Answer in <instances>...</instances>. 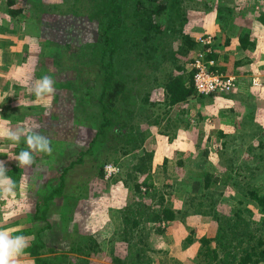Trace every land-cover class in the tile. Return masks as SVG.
<instances>
[{
  "label": "rangeland",
  "instance_id": "rangeland-1",
  "mask_svg": "<svg viewBox=\"0 0 264 264\" xmlns=\"http://www.w3.org/2000/svg\"><path fill=\"white\" fill-rule=\"evenodd\" d=\"M9 1L0 0V52H2L0 54V117L8 119V126L13 129L23 128L25 132L35 130L48 137L53 152L50 155L33 152L34 161L30 166H18V162L9 157H14L27 148L23 137L19 144L0 138V160L5 162L6 168L10 169L17 179L11 194L0 197V227L7 229L11 234L30 228L35 232V236L25 235L30 245L37 239L38 233L35 230L45 225V218L50 220L51 226L43 227L39 235L52 226L56 230L61 223H64L67 236L76 232V224L82 232L91 233L99 240H105L104 244L90 257L68 249L67 246L65 249L43 250L41 254L48 256L49 264L58 262H60L58 264H123L121 255L124 256L126 252V244L122 240L115 239L113 230L121 223L117 210L137 198L134 181L123 183L124 171L130 167L134 159L133 154L136 152L131 151L127 156L123 155L119 146L124 142L116 143L111 130L110 147H105L100 142L90 145L89 142L95 132L101 108L98 101L101 80L100 75L97 74L100 69L102 70L98 43L100 34L98 13L96 12L94 16L95 10L91 0ZM244 1L183 0L186 19L183 30L194 38L199 33L210 32L214 34V39H217L218 43H221L222 39L226 43L231 37L235 39L232 45L237 44L243 31L256 32L252 35L254 40L248 39L251 42L246 46L249 48L247 51H254L256 50L254 48H258L255 42L261 39L263 47L252 54H260L262 61L258 68L264 73V22L260 20V16L264 13V0H251L248 3ZM19 7L22 9L20 12H12ZM212 20L217 27L212 23L207 29L205 26ZM227 26L229 30L225 32ZM166 42L176 48L175 55L179 57L178 61L174 62L173 56L168 52L165 58L160 59L158 65L155 66L152 62L145 71L156 73L159 79H165L169 72L188 74L191 70L190 56L201 48L200 44L198 43V46L195 44L185 52L187 46L178 33L174 37H169ZM122 48L113 56L114 69H117V76L122 75L127 78L131 74L129 71H136V67L141 65L139 62L137 66L135 62L131 63L121 52ZM230 49L232 53L244 56L240 53V49ZM253 57L251 56V59ZM184 58V67L178 69L176 64ZM231 69H234V72L227 73L235 75L236 81L238 78L240 80L244 76L245 78L249 76L243 74V71L248 69L246 67L233 65ZM44 75L53 77L59 84L66 82V85L59 87L55 83L53 95L37 99L31 92V85ZM149 79L151 78L144 77L145 86L139 90L131 104L133 115L129 118L130 121L147 133L144 144L137 150H141L142 147L152 149L156 160H161L162 157L169 160L165 173L159 170L162 165L159 163L156 168L161 174L153 171L150 180H155L156 184L161 183L162 180L164 183H169L165 182L168 179L176 181L178 184L175 187V194L172 193V198L182 206L192 183V178L184 175L187 167L198 164L199 168L209 171L213 168L220 172L228 165L223 157L233 156V169L239 170L246 160L244 157L249 156L248 149L244 147L245 144L235 147L234 151L231 147L227 149L223 147L222 140L228 136L218 135L215 132L218 124L214 116L216 109H210L208 98H204V95L208 94L196 91V96L168 106L164 100L166 98L164 87L157 85L151 87ZM184 80L186 81V77ZM149 86V96L145 101L146 90L143 89ZM128 102L130 103L129 99ZM117 103V107H121L120 101ZM149 110L154 111L150 119L147 115L150 113ZM156 114L159 115L157 123L151 124L150 120ZM228 115L234 116L233 113ZM257 124L264 129V116L260 115ZM253 126L245 130L220 131L234 137L233 143L236 144L241 142L242 137H245V140L250 138L254 144L260 143V133L253 134L251 130ZM205 148L207 153L203 151ZM77 157H81L80 160L76 161ZM178 158H190L188 165L177 164ZM106 163H112L118 167V170L106 176L104 167ZM102 164L104 173L100 176L98 170ZM151 164L153 168V161ZM244 171L242 170L241 173L245 175L247 172ZM59 172L63 173L62 193L72 192L79 194L80 197L74 204H70L69 209L66 207L64 209L59 206L63 200L62 196L55 195L52 197L54 204L49 206L45 218H34V212L42 207V204L39 206L37 204L42 200V195L49 186L59 183ZM144 175V172H139L135 176L141 185V195L144 193L142 188L145 189L147 186V182L142 181ZM8 176L11 178V175ZM214 176L217 177V174ZM244 177L242 174L237 176L240 180ZM238 184L241 186V183ZM238 184L226 183L225 186L219 187L224 192L223 199L217 203L220 212L232 214L235 200L233 196L239 193H237ZM246 201L253 210V216L259 217L261 214L257 202L251 198H246ZM194 213L188 212L185 215L179 213V215L184 219L186 215ZM195 215H199L197 216L199 219L195 220L198 227L209 224H201V218L205 217H208L207 220L211 223H216L217 227V220L212 215L199 213ZM168 222L162 220L159 227L157 222L144 220L140 232L143 235L140 241H135L137 246L133 249V254L140 251L144 262L146 257H149L155 264L157 262L167 264L169 260L165 259L166 256L161 254V250L151 245L149 235L159 240L167 232ZM202 229L199 228V231L196 229L197 236ZM56 231L57 236L62 234V230ZM190 232L191 230L187 231ZM47 233L46 231L45 236ZM41 238L44 240V237ZM45 239L48 241V237ZM161 256L164 258L163 261ZM17 261L18 264H35L33 256L26 250ZM180 262L200 264L192 257Z\"/></svg>",
  "mask_w": 264,
  "mask_h": 264
},
{
  "label": "trees",
  "instance_id": "trees-1",
  "mask_svg": "<svg viewBox=\"0 0 264 264\" xmlns=\"http://www.w3.org/2000/svg\"><path fill=\"white\" fill-rule=\"evenodd\" d=\"M182 1L91 0L95 10L94 16L97 12L100 25L98 43L102 70L100 69L97 72L101 80V89L98 96L101 107L100 117L89 142L90 145L100 142L105 147H110L112 145L109 136L111 130L116 143L124 142L119 146L123 155L127 156L131 151L136 152L133 154L134 159L130 167L124 171L123 183L134 181L137 198L132 203L117 210L120 214L119 220L121 223L117 224L113 230L115 239L117 241L122 240L126 244V252L124 256L121 255L122 260L120 259L123 264H152L149 257H146L145 262L143 261V255L140 251L133 254V249L137 246L135 241H140L143 235L140 233L142 230L141 224L144 220H150L157 222V226L160 227L162 220L169 221L176 215L175 209L171 207V201L169 200L173 183H164L162 180L161 183L156 184L154 179V181L150 180L154 174L151 168L153 150L144 147L137 150L138 147L144 144L147 133L134 126L129 118L133 115L132 100L138 95L139 90L145 86L144 77L151 78L149 79L151 87L155 85L164 87L166 94L164 100L168 106L196 96L192 81V70L188 71V74H184L186 81L181 73L169 72L165 79H159L156 73L145 71V68L152 62L155 66L158 65L160 59L165 58L168 52L173 56L174 62L178 61L179 57L175 55L176 48L166 42L169 37H174L176 33L182 37L183 43L187 46L185 52H188V49L195 44L198 46L196 38L191 37L190 33L183 30L186 19ZM21 10L19 7L12 10V12L18 13ZM260 20L264 22V13L260 16ZM248 36L249 32L246 30L240 35L241 47L251 42L247 40ZM120 48H122L123 55L131 63L135 62V66H137L139 62V65L142 66L136 67V71H129L131 74L127 78L122 75L117 76V69H114L113 56ZM117 59L121 60V58ZM184 61L183 59L176 64V67L182 69ZM54 81L59 87L66 85V82L59 84L57 80ZM150 86L143 89L146 90L145 101L148 99ZM119 101L121 107H117ZM148 112H150L147 113L150 119L151 113L154 111L149 110ZM158 117L159 115L156 114L152 117L150 123H157ZM258 132L261 138L260 143L254 144L250 138L245 140V137H242L241 142L236 144L233 143L235 138L228 135L229 133L217 131L218 135L228 136V138L222 140V145L226 149L231 147L234 151L235 147L243 144H245L244 147H247L249 156L244 157L246 160L242 163V168L239 169L241 171L245 170L244 172H247L245 175L241 171L233 169V156L223 157L228 165L225 170L220 172L213 168L210 171L199 168L198 164L197 167L195 165L187 167V171L184 172V175L192 178V183L182 208L176 210L177 214L182 213V215H185L188 212L210 214L217 220L215 234L210 237L203 235L199 238L197 260L200 264H264V129L257 124L252 129V133L257 134ZM203 151L207 153L206 148ZM80 158L77 157L76 161ZM190 158H178L177 164L187 163L188 165ZM167 164L168 160L165 158L163 161L164 167L159 170L167 169ZM7 170V174L11 175V179L15 182L16 177L12 175L10 169ZM215 171L217 173H214ZM139 172H144L145 175L142 181L147 182L143 195L140 194L142 192L141 185L135 179L136 174ZM103 173L102 164L98 174L103 176ZM216 174L217 177L214 176ZM240 174L245 176L241 180L237 178ZM62 177L63 173L59 172V183L55 186H49L42 195V200L37 203L38 206L42 204V207L41 209L37 208L38 211L34 212V218H45L49 206L54 204L52 197L55 195L62 196L63 200L59 206L64 209L65 207L69 209L70 204H74L78 200L79 194L62 193ZM225 182L233 185L241 183V186L237 185L239 187L237 189L238 195L233 196L235 200L233 201L232 214L222 213L217 209V203L223 199L224 193L223 189H219V187L225 186ZM78 189L80 188L78 187ZM246 198L254 199L257 202L261 214L259 217L255 218L253 216V210L247 205ZM156 203L159 204V207H154ZM45 220V225H41L35 230L38 233L36 241L25 249L33 256L35 264H49L48 256L41 254L43 250L65 249V246L61 247L55 240L45 242L41 238L39 231L43 227L51 226L50 220L48 218H45ZM76 234L78 237L72 236L69 238L67 248L87 257L93 256L105 241L81 230H77ZM191 239L192 237L187 236V241Z\"/></svg>",
  "mask_w": 264,
  "mask_h": 264
},
{
  "label": "crops",
  "instance_id": "crops-1",
  "mask_svg": "<svg viewBox=\"0 0 264 264\" xmlns=\"http://www.w3.org/2000/svg\"><path fill=\"white\" fill-rule=\"evenodd\" d=\"M213 20L208 21L207 25L205 26L207 29H209L212 23L215 24L213 26L217 27L216 23L213 22ZM227 30H229L228 26L225 29V32ZM255 33L256 32H250L248 39L254 40L252 35H255ZM262 34H259V36ZM234 40H235L234 38L231 39L230 37V39H227L226 43L225 41H223V39L221 43L220 42L218 43L217 39H214L213 51L211 55L215 58V64L211 65L210 68L223 72H230L234 70L231 69L233 65L234 67H240V68L246 67L248 69L243 71V74H247L249 76L246 78L244 76L240 80L238 78L236 87L234 88V90L228 93L224 92V93H215V94L212 93V94L204 95V98L205 97L208 98L207 101L211 106L210 109H216V112H214V116L215 118H217L216 120L218 124L215 132H217L218 130H222L223 132H229L235 130L238 131L239 129L245 130L247 129V127L253 126L255 124L252 128L254 129L256 127V123L259 122L260 115L264 116V73H261L263 72V70L258 68L260 62L262 61L261 60L262 58H260L261 56L258 53H254V55L252 54L257 49L263 47V42L260 39V41L255 42L256 46H258V48H254L256 50L247 51L249 50L248 46L246 47L239 46L241 43L240 41L241 38H239L238 40L239 42L237 41V44L233 43L234 45H232V42ZM230 48L240 49L239 50L240 53L244 54V56L238 53H234V52L232 53ZM0 54H2V52H0ZM251 56L254 57L251 59ZM255 75H257L258 79L260 80L261 82L260 85L252 84L251 78ZM206 111L208 112V109H206ZM228 113H233L234 116L228 115ZM164 159L165 157H162L161 160L159 159L156 160L155 157H153L152 161L154 167L152 168V171H156L159 173L158 168L156 167H158L159 163L162 164L161 167H164L163 166ZM162 170L165 173L166 169H162ZM165 182L173 183L172 190L169 194V200L171 201V207L175 209L176 215L174 218L169 220L167 225V232L164 235H162L159 240L149 235V241L153 247H155L157 250H161V254L166 256L165 259L169 260L167 264H179V263L184 264L187 261L180 262V260L183 261L184 259H188L189 257L194 258V260L197 263H199L197 260V250L200 243L199 238L203 236V234L205 236H213L216 231V223H211L210 220H207L208 217H205V218H201V224L203 225L206 223L209 224L205 225L204 227H198L197 226L198 223H195V220L199 219V217H197L199 215L196 216L195 213L186 215V217L182 219V217L179 214H177L176 211L180 207L182 208V206L180 203L179 204L176 203V201H174L172 198V193L175 194L176 192L175 187L177 186L176 184L178 183H176V181H173L171 179L165 180ZM180 182L183 184L182 181ZM142 190L145 191V189L143 188ZM154 207H159V204L156 203ZM186 226H189V228H187ZM52 227L47 230L46 229L43 230L45 232H42L40 235L41 237H44L45 242H47L45 237H48V241L55 240V242L61 247L63 246L66 247L68 246L69 238H71L72 236L78 237L76 232L66 236L65 235L66 228L64 223H61L59 225L60 228L59 227L56 228V230L58 231L62 230L61 231L62 234L58 236L56 235L57 231ZM75 227H76V231L77 230L79 231V227L76 224ZM199 228H203V229L201 230L200 235L197 236L196 231L197 230L199 231ZM188 230H191V232L187 233ZM46 231L48 233L45 236ZM32 232L34 231H31V229L28 228V229H21L17 233H12V234L13 235L22 234L24 236L31 234L32 236H35V232L34 235ZM187 236L192 237V239L190 241H187ZM163 259L164 258L162 257V261ZM158 263L159 262H157V264ZM152 264H155L154 261L152 262ZM163 264L165 263L163 262Z\"/></svg>",
  "mask_w": 264,
  "mask_h": 264
},
{
  "label": "clouds",
  "instance_id": "clouds-1",
  "mask_svg": "<svg viewBox=\"0 0 264 264\" xmlns=\"http://www.w3.org/2000/svg\"><path fill=\"white\" fill-rule=\"evenodd\" d=\"M55 81L49 75H44L31 85V92L37 99L51 96L55 92ZM19 106L21 107L20 103ZM27 106V105H25ZM23 137L27 148L21 150L18 155L9 157L18 162V166H30L33 161V152L51 154L53 147L48 137L35 130L25 132L23 128H11L8 126V119L0 117V138L7 139L19 144ZM5 162L0 160V197L10 195L15 182L7 175ZM29 246L28 239L22 235H12L7 229L0 227V264H18L17 258Z\"/></svg>",
  "mask_w": 264,
  "mask_h": 264
},
{
  "label": "built area",
  "instance_id": "built-area-1",
  "mask_svg": "<svg viewBox=\"0 0 264 264\" xmlns=\"http://www.w3.org/2000/svg\"><path fill=\"white\" fill-rule=\"evenodd\" d=\"M249 1L251 0H245L244 2L248 3ZM196 40L201 48L195 51L189 60L195 90L203 94L223 93L233 90L237 85L235 75L210 68L211 65L215 64V58L211 55L214 34L210 32L199 33ZM251 82L254 85H260L261 83L257 76H253ZM104 167L106 176L118 170V167L112 163H106Z\"/></svg>",
  "mask_w": 264,
  "mask_h": 264
}]
</instances>
